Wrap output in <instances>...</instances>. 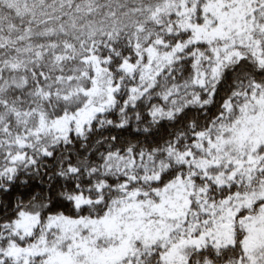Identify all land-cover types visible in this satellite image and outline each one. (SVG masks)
<instances>
[{
	"label": "snow or ice",
	"instance_id": "1",
	"mask_svg": "<svg viewBox=\"0 0 264 264\" xmlns=\"http://www.w3.org/2000/svg\"><path fill=\"white\" fill-rule=\"evenodd\" d=\"M0 264H264V0H0Z\"/></svg>",
	"mask_w": 264,
	"mask_h": 264
}]
</instances>
